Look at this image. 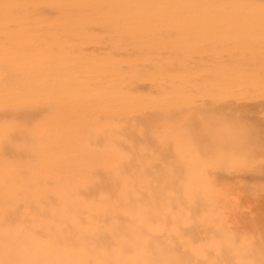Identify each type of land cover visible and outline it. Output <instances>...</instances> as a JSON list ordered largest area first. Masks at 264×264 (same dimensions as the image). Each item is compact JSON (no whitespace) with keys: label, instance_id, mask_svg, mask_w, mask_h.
<instances>
[{"label":"rangeland","instance_id":"obj_1","mask_svg":"<svg viewBox=\"0 0 264 264\" xmlns=\"http://www.w3.org/2000/svg\"><path fill=\"white\" fill-rule=\"evenodd\" d=\"M73 1L0 0V132L40 107L39 160L2 165L0 264H264V0ZM106 150L133 155L90 189Z\"/></svg>","mask_w":264,"mask_h":264},{"label":"bare ground","instance_id":"obj_2","mask_svg":"<svg viewBox=\"0 0 264 264\" xmlns=\"http://www.w3.org/2000/svg\"><path fill=\"white\" fill-rule=\"evenodd\" d=\"M62 1L66 3L67 1H70V0H62ZM75 4H76V0L73 1L74 6H75ZM79 6H80V3H79ZM5 68H4V70H5ZM64 103H65V105H61V113L59 114L60 115V121H62V124L65 126H67V124L71 126L72 125L71 120L73 119V117H74V119L76 117V119L80 122V118H79L80 117V110H78V109H80V93L79 94L78 93L67 94V96L65 97ZM19 109L18 110L15 108L9 109L7 115L4 114L5 116H7L6 119L8 117L10 118L7 121H18L17 125H15L13 127H11V125H4V126H6V129H4L2 132H0V185H3V186H5V184H10L12 181L7 176V171L5 170L6 173L4 171H2V169H4L6 167L5 166L4 168H2V165L14 166L13 170H14V173H16V174H14V176H10V177L11 178L14 177L13 178L14 180H17L18 178H20L18 180L22 181L21 176H24L27 173V171H29L31 169V166L32 165L34 166V164L40 158L39 143L37 141L38 138L36 137L35 133H33L32 129H27V128H29L27 123L30 122L31 120H35V117H33V113H36L35 112L36 110L39 111L40 107L35 105L33 107H23V108H19ZM51 109L52 108H50L49 110H51ZM1 111H3V109ZM4 111H5V109H4ZM57 111H58V108H57ZM71 112H74L77 114L75 116H72ZM1 114H2V112H1ZM0 116L2 117V115H0ZM39 116H41V115H39ZM67 119H69V120H67ZM1 121H0V123L3 122V121L2 122ZM4 122H6V121H4ZM79 128H81L80 125H79ZM45 130L46 131L44 132V134H46L48 137L54 138L57 141H58V139H60L59 136L62 133L61 131H57V130H53V131L48 130L47 131V129H45ZM107 134L108 133H103V132H99V131L97 134L95 130H93V131L90 130L87 134L84 133V136H86L84 139V143H86L85 142L86 140H88L89 143H92V140H94L93 139L94 135H97L98 137H104ZM130 135H131V133H130ZM61 138L63 139V135ZM109 139L110 140L105 139L104 142L101 144L94 142L92 144L93 145L92 147L93 148L94 147H110L111 149L113 147H118L117 144L115 143V141H116L115 137L109 136ZM82 144H83V142H82ZM87 146L90 147V145H87ZM24 147H27V148L30 147V148H28L29 153L27 152V150ZM78 149L80 150V148H78ZM108 152H110V154H109L110 157H113L115 155L116 157H118L120 159L119 160L120 162L118 161L119 163H116L115 161H111L110 158H105V160L103 159L101 161L100 166H98V167L94 166L95 168L92 167V169L90 171V175L93 176L95 179L93 180V182L91 184H88L86 187H88L90 189L95 188V189L105 190L102 186V179H97L96 176L100 177V174L106 170H108V171L116 170L117 168L115 166H117L118 164H121V163H128L129 158L131 157V155H133L132 151H128L127 153L114 152V151L97 152V155L102 156L104 153H107V156H108ZM119 153H123V156H120ZM67 157H68L67 153H65L64 151L63 152L59 151V153L53 152L51 154V161L52 162H61V161H64L65 159H67ZM138 158L140 159V156H138ZM134 159H135V161H132L130 165H137L138 162H136V160H137L136 157ZM114 162H115V164H113ZM34 176H35V174H34ZM14 180H13V184L20 182V181L15 182ZM59 182H61L60 179H59ZM25 184H27L28 187H23V188L20 187L19 188L20 190L17 191L18 192L17 194L20 196H23L24 198L33 195V194H30V192H33V191L34 192L40 191V193L43 192V191L39 190L38 187L33 186V180L32 179L27 180V182ZM27 185H25V186H27ZM77 185L79 187L80 184L77 183ZM48 186L51 187L49 185V183H48ZM59 187H57V188H59ZM79 189L81 190V187H79ZM48 190H51V189H48ZM69 191H71V186L69 188L66 186H63L62 188H60L58 190L57 195L60 197H65V195L69 194ZM112 195L113 194L102 195V196H104L108 199H112L110 197ZM79 196L81 198V193ZM4 205H5V202H2V207ZM0 209L2 210V208H0ZM5 211H7V210H5ZM90 212L91 211H89L88 213H90ZM101 214H104V213H101ZM113 220H114V217L112 215L109 219H107V218L104 220L103 219H93L90 222H93L95 224H107ZM110 225H111V223H110Z\"/></svg>","mask_w":264,"mask_h":264}]
</instances>
